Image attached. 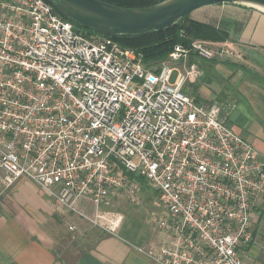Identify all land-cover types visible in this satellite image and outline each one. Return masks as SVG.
Returning <instances> with one entry per match:
<instances>
[{"label": "built area", "instance_id": "built-area-1", "mask_svg": "<svg viewBox=\"0 0 264 264\" xmlns=\"http://www.w3.org/2000/svg\"><path fill=\"white\" fill-rule=\"evenodd\" d=\"M224 55L235 51L194 39L154 71L45 0H0L1 184L26 179L57 208L114 232L122 216L108 208L121 197L141 204L144 181L169 217L153 215L168 238L141 253L157 264H245L264 159L227 125L221 104L184 89L204 76L192 56Z\"/></svg>", "mask_w": 264, "mask_h": 264}, {"label": "crops", "instance_id": "crops-1", "mask_svg": "<svg viewBox=\"0 0 264 264\" xmlns=\"http://www.w3.org/2000/svg\"><path fill=\"white\" fill-rule=\"evenodd\" d=\"M190 18L227 32L229 39L218 43H225L233 49L235 57L241 56V51L245 53V57L241 56L244 62L226 63L240 73L235 86L249 101L252 119L245 116L247 124L230 123L232 112L237 109L231 93L227 96L231 98L228 108L223 106L222 114L227 125L253 144L264 159V13L235 3H216L195 10ZM223 57L228 56H218L211 61ZM196 60L201 66L202 60L193 56L189 63ZM202 81H210L208 71L205 78L202 76L188 82L185 91L188 85L198 86ZM196 97L200 99H196L198 102L206 104L204 94ZM244 112L234 114L235 122ZM67 215L71 222H68ZM127 219L130 220L122 215L114 232H104L94 226L86 228L81 217L57 208L53 199L32 182L22 178L6 189L0 182V264H157L139 248L162 245L168 236L156 234L148 226L139 224L142 223L140 220L139 223L130 220L126 224ZM251 221L252 242L242 246L240 252L245 264H264V200L254 205ZM70 225H75L76 229L70 230ZM67 229L79 238L85 235L77 245L82 249L71 259L61 256L63 250L58 249L61 245L58 236Z\"/></svg>", "mask_w": 264, "mask_h": 264}, {"label": "rangeland", "instance_id": "rangeland-1", "mask_svg": "<svg viewBox=\"0 0 264 264\" xmlns=\"http://www.w3.org/2000/svg\"><path fill=\"white\" fill-rule=\"evenodd\" d=\"M82 33H88L86 29L80 30ZM96 36L95 33L92 34V37ZM242 57L244 56V52H240ZM228 57H223L221 60H215L211 61L209 60L207 63L203 64L204 61L202 62L201 68L204 71V78L206 77V71L209 73V78L210 81L207 82H201L200 85L198 86H192L188 85L186 88V91L188 94H191V96L196 97V95L199 94H204L206 97H203V102L206 104L210 103H218L224 106L225 108H228L229 105V100L227 96L228 94L231 93L230 97H234L237 105V109H235L232 112L231 115V124L235 125L237 123H246V117L251 118V112H252V107L247 99L240 95L238 91V86L236 82L239 79V74L236 73L235 69H231L227 65V61L230 62H236V63H241L244 62L242 61L241 56L235 57V55H224ZM168 58V57H167ZM167 58L162 60L161 62L157 64H152L150 70H155L159 69L162 67V64L167 61ZM170 65H174L175 63L169 62ZM168 64V63H167ZM181 67L182 64H179ZM177 73L174 72L172 81L175 80V75ZM189 84V83H188ZM201 87V88H200ZM247 112H244L246 111ZM243 111L244 115L239 118L238 122H235V115L237 112ZM235 114V115H234ZM234 116V117H233ZM246 116V117H245ZM245 117V118H244ZM247 124V123H246ZM145 186L141 189V194H142V203L139 205H135L130 203L128 200L125 198H119L116 202L113 203V206L108 208L109 211L117 214V215H123L125 217L130 218L132 220V223L138 222L140 220L142 223H139L141 225H145L146 227L148 226L155 232L156 234H161L163 236H167L164 231L153 221H151L153 215H156L159 218H168L169 213L166 210V208L162 205L160 199H159V193L153 191L148 184H144ZM46 196L50 198L47 194ZM54 202V201H53ZM61 217V216H60ZM66 217V216H65ZM68 222H71V219L67 215ZM83 219V218H82ZM129 219L126 220V224L131 222ZM83 223L86 225V228H90V226H93L90 224L88 221L85 219L82 220ZM75 223V222H74ZM80 223V222H79ZM96 228L103 230L102 228L98 226H94ZM86 230V229H85ZM66 233L62 231V234H59V239L61 241V245H59L58 249L59 251L62 249L61 256L64 258H73L75 257L76 253L80 251L82 248L77 247L79 240H81L85 235L82 237H78L74 232L70 230H66ZM108 232V231H107Z\"/></svg>", "mask_w": 264, "mask_h": 264}, {"label": "water", "instance_id": "water-1", "mask_svg": "<svg viewBox=\"0 0 264 264\" xmlns=\"http://www.w3.org/2000/svg\"><path fill=\"white\" fill-rule=\"evenodd\" d=\"M74 22L105 35L161 31L184 16L216 3H235L264 13V0H163L146 7H124L103 0H52Z\"/></svg>", "mask_w": 264, "mask_h": 264}, {"label": "trees", "instance_id": "trees-1", "mask_svg": "<svg viewBox=\"0 0 264 264\" xmlns=\"http://www.w3.org/2000/svg\"><path fill=\"white\" fill-rule=\"evenodd\" d=\"M50 3L55 11L64 19L75 24L79 30L86 29L88 33H84L90 37L93 33L100 36H106L117 41L121 46L130 48L142 55L144 66L148 69L152 64H157L166 59L174 46L177 44L190 45L194 39H205L214 42H224L229 39L227 32L214 27L210 24L195 21L190 18V14L184 16L174 26L161 30L143 34L134 35H105L93 29L85 28L84 26L74 22L67 15L61 12L52 0H45ZM108 3L116 4L124 7H146L155 5L163 0H103ZM193 61V59H191ZM205 64L208 60H202ZM202 65V62H201ZM152 68V67H151ZM150 68V69H151ZM160 69V68H159ZM158 68L154 71H158ZM197 100V97L195 98ZM143 187L145 182L142 181ZM147 185V184H146Z\"/></svg>", "mask_w": 264, "mask_h": 264}]
</instances>
